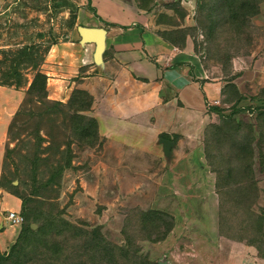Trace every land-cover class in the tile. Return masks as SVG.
I'll return each instance as SVG.
<instances>
[{"label": "rangeland", "instance_id": "1", "mask_svg": "<svg viewBox=\"0 0 264 264\" xmlns=\"http://www.w3.org/2000/svg\"><path fill=\"white\" fill-rule=\"evenodd\" d=\"M132 1L141 12L142 26L169 45L177 64L191 67L203 82L222 86L217 99L206 101L194 114L198 121L180 126L198 129L201 134L197 147L202 148L203 159L194 164L192 175L198 194L201 189L196 183L205 184L204 212L196 205L198 198L171 195L173 190L165 188L171 177V162L163 163V157L147 158L152 163L143 162L138 174L122 172L117 166L116 171L106 173L96 166L105 161L97 121L98 142L89 146L67 115L50 113L41 117L42 108L37 104H25L20 109L32 72L21 67L22 84L14 85L8 72L16 50L34 45L38 60L42 59L37 69L42 72L45 51L52 43L80 40L76 28L82 24L94 22L104 30L108 27L97 22L89 6L80 10L74 0H0V82L6 80L7 85L1 87L15 90L18 100L5 133L0 184L8 192L26 197L21 214L30 226L36 228L34 216L53 217L79 228L81 238L84 231L112 248L113 259L108 258V263L81 252L73 255L74 262L263 264L264 258L258 257L255 247L226 236H236L242 224L244 235L261 241V232L256 229L259 224L249 213L257 214L264 205V0ZM165 55L160 54V62L168 68ZM151 58L158 56L153 54ZM167 101L162 97V104ZM176 106L182 107L178 97ZM211 107L220 109L229 119L211 112ZM91 111L87 115L94 118ZM181 128L176 134H167L175 144L183 138ZM183 143L179 142L177 148L185 149ZM68 160L70 167L65 168ZM221 193L227 206L232 202L252 205L248 213L225 216L220 234ZM182 216H203L206 236L199 238L200 229L193 226L196 221ZM215 216L218 239L210 233ZM175 219L178 232L170 247L164 248L159 243L174 229ZM169 225L172 229L166 237L156 241ZM259 250L264 255V243Z\"/></svg>", "mask_w": 264, "mask_h": 264}, {"label": "crops", "instance_id": "2", "mask_svg": "<svg viewBox=\"0 0 264 264\" xmlns=\"http://www.w3.org/2000/svg\"><path fill=\"white\" fill-rule=\"evenodd\" d=\"M74 1L82 7L80 10L89 6L95 12L97 22L108 25L104 47L98 56L94 43H82L79 38L52 45L41 66L47 76L48 97L64 102L73 90H83L93 98L91 114L98 122L105 156L104 163H97L98 170L103 168L104 172L111 174L117 166L122 172L138 174L143 169V162L145 165L152 163L147 158L163 157V163L171 162V177H168L165 188L173 190L171 195L198 198L196 205L203 213L205 184L196 183L201 189L198 194L194 190L192 175L194 164L203 159L202 148L198 149L201 134L198 129L187 130L180 126L199 120L194 114L206 101L217 99L221 84L203 82L194 76L191 67L177 64V56L169 45L142 26L141 12L132 0ZM82 26L98 27L94 22ZM107 51L110 53L103 57ZM161 53L166 54L164 59L170 65L168 68L160 62ZM153 54L158 58L152 59ZM16 95L15 90L0 86V179L5 133L17 106ZM162 97L168 99L167 103H161ZM177 97L182 107L177 108ZM178 128H181L183 138L176 144L164 139L173 143L169 155L165 156L160 135L176 134ZM181 141L185 146L183 150L177 148ZM25 198L17 192L6 191L0 184V254L15 241L20 226L13 225L7 214L14 212L22 216ZM216 208L217 200H214V213ZM189 218L196 221L193 226L200 229L197 236L205 237L208 232L202 223L203 216ZM175 222L169 236L159 243L164 248L170 247L178 232L177 219ZM213 229L210 233L218 239L216 216Z\"/></svg>", "mask_w": 264, "mask_h": 264}, {"label": "trees", "instance_id": "3", "mask_svg": "<svg viewBox=\"0 0 264 264\" xmlns=\"http://www.w3.org/2000/svg\"><path fill=\"white\" fill-rule=\"evenodd\" d=\"M258 3L257 1L255 6H258ZM54 44L55 43H52L51 45ZM35 48L34 45L22 46L16 50L13 58L10 60L8 76L12 80L14 79L15 86L21 85L23 81L22 75L20 74L21 67H25L32 72V78L25 91V99L23 104L20 105V109L21 106L25 104H37L42 108V112L40 113L41 117L50 113L67 115L70 120L75 122L80 137L87 139L85 142L89 146H94L98 142L97 123L94 118L87 115L91 109L92 98L83 90H73L65 103L49 100L46 90L47 76L37 69L42 59L38 60ZM47 51L45 52L47 53ZM75 79L77 80L78 78ZM7 83L6 80L1 81L0 86L7 85ZM210 111L221 118H226L221 115L222 111L218 108L211 107ZM19 113L20 111H18V114ZM227 119H229V117H227L226 120ZM10 129L11 125L8 132ZM160 138L169 139V137L164 134L160 135ZM171 141L173 142L174 140ZM5 154L7 158L8 151H5ZM64 167H70L69 160L65 163ZM218 189L221 192L223 191L222 188ZM251 205L232 202L227 206L225 197H223L221 193L218 201L219 233L221 234L225 216H240L245 211L248 213L251 211ZM146 214H148V216H150L149 214L156 215L153 213ZM146 214L144 216H146ZM250 214L253 217L255 216L253 222L259 224V227H256L257 231L261 232V241H259V243L255 238L243 234L245 226L242 224H240L239 228L241 230L236 236L227 235L226 237L238 242H244L247 246L255 247L258 251V257L264 258V255L261 254L259 250L261 243H264V205L257 214L249 213V215ZM38 216H34V221L32 222L36 225L35 229H31L30 224L23 221L20 225L17 237L10 246L8 252L0 254V264H81V260L74 262L73 258V255L75 254L78 256L79 252H81L83 256H89L92 260H97L99 256L98 259H101L105 263L109 262L108 258H111L112 261V248L105 245L103 241L93 234L83 231L84 237L81 238L80 234L82 231L79 228H75L62 220H56L53 217L46 216L41 219ZM229 227H231V225H229ZM171 229V225H169L156 241L163 240Z\"/></svg>", "mask_w": 264, "mask_h": 264}, {"label": "water", "instance_id": "4", "mask_svg": "<svg viewBox=\"0 0 264 264\" xmlns=\"http://www.w3.org/2000/svg\"><path fill=\"white\" fill-rule=\"evenodd\" d=\"M76 31L82 43H94L96 45V54L99 56L104 47V38L106 31L102 28H89L84 26H77ZM160 144L162 145L163 154L165 156H168L173 143L168 140L160 139ZM30 228L35 229V226L31 225Z\"/></svg>", "mask_w": 264, "mask_h": 264}, {"label": "built area", "instance_id": "5", "mask_svg": "<svg viewBox=\"0 0 264 264\" xmlns=\"http://www.w3.org/2000/svg\"><path fill=\"white\" fill-rule=\"evenodd\" d=\"M7 218L13 225L19 226L23 223L24 219L20 214L14 212H8Z\"/></svg>", "mask_w": 264, "mask_h": 264}]
</instances>
